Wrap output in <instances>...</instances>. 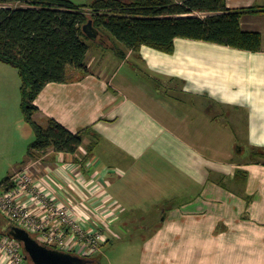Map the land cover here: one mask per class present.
Listing matches in <instances>:
<instances>
[{"label": "crops", "instance_id": "1", "mask_svg": "<svg viewBox=\"0 0 264 264\" xmlns=\"http://www.w3.org/2000/svg\"><path fill=\"white\" fill-rule=\"evenodd\" d=\"M33 1L24 0V3L31 5ZM70 1L84 5L93 0ZM226 2L231 9L245 11L242 17L245 30L262 34L260 51L178 37L174 53L142 45L139 51L126 50V55L120 57L112 45L125 47L99 31L96 39L87 41L90 46L86 56L88 73L68 67V81L48 83L34 101L38 111L33 119L43 126L49 118H54L72 132L92 127L101 136L96 148L103 140L135 146L130 172L111 165L98 166L101 160L95 150L84 163L88 164L86 171L75 156L49 148L46 152L54 151L56 163L54 166L44 164L40 170L45 172L51 168L52 173L43 176L44 172L38 171L36 177H43L41 181L47 187L63 194L64 202L81 201L80 197L85 198L82 192L90 197L92 185L101 182V173L109 181L106 191L110 197L106 199L112 197L114 200L108 202L116 203L121 214L125 211L124 196H129L127 188L134 185V192L142 189L146 202H151L137 204L136 197H132L139 208L156 207L161 201L171 200L175 203L170 208L187 206L191 209H172L176 213L161 220L146 240L140 264H264V163H238L226 173L227 165L221 162V166L218 165L222 168L221 176L229 174L233 182L225 185L210 180L208 157L194 153L193 149V144L207 147L203 128L209 123L202 111L210 104L248 114L245 118L248 142L264 146V0ZM128 63L133 65L134 71L154 78L157 84L183 80L178 92L184 94L180 101L187 107L186 114L189 109L191 118L173 113L151 87L128 76ZM0 64L12 67L10 70L15 68L1 60ZM16 74L21 82L18 70ZM171 100L176 102L172 96ZM199 110L201 119L197 115ZM146 123L156 126L149 135H146L149 128L145 129ZM218 123L216 120L215 124ZM198 129L203 133L193 135ZM87 140L84 139L79 150L82 157V151L87 152L85 145L90 143ZM25 150L16 158L18 164L12 166L13 171L46 155L33 149ZM65 157L68 162H64ZM92 161L97 163L93 165ZM160 162L167 164L162 171L168 176L164 189L147 176V169L155 170L161 166ZM239 169L241 172L236 177L234 170ZM78 171L85 176L87 185L76 179ZM152 184L155 186L150 187ZM214 193L219 200L209 203L208 197Z\"/></svg>", "mask_w": 264, "mask_h": 264}, {"label": "trees", "instance_id": "2", "mask_svg": "<svg viewBox=\"0 0 264 264\" xmlns=\"http://www.w3.org/2000/svg\"><path fill=\"white\" fill-rule=\"evenodd\" d=\"M30 4L0 0V60L18 70L24 119L35 132L30 149L46 152L54 148L75 156L80 164L93 154L100 134L92 127L72 132L54 118L43 126L33 115L38 111L34 101L48 83L68 81V67L88 73L90 46L83 30L88 21L125 47L112 45L120 57L126 50L139 51L142 45L174 53L178 37L248 51L262 49V34L245 30V11L229 8L226 0H93L84 5L70 0H34ZM87 134L92 141L86 146L87 156L80 159L79 150ZM256 149L255 154L264 157V147ZM10 178L8 175L0 187H11Z\"/></svg>", "mask_w": 264, "mask_h": 264}, {"label": "rangeland", "instance_id": "3", "mask_svg": "<svg viewBox=\"0 0 264 264\" xmlns=\"http://www.w3.org/2000/svg\"><path fill=\"white\" fill-rule=\"evenodd\" d=\"M8 4L18 6L22 3L10 2ZM108 36L110 35L108 34ZM110 37L114 39L113 36ZM86 40L92 42L91 38L89 37L86 38ZM106 41L107 43H110L108 39ZM126 67L128 69V72H126L128 76H130L135 81L146 84L148 88L151 87L152 90H154V92L160 96L162 102H164V104L168 106L167 108L173 110V113L176 112L181 115L186 114L185 109H187V107L183 104L182 101H180L184 99V94L178 92L182 87L183 80L178 79V81H165L159 82L157 84L154 78L149 77L147 74H144V72L134 71L133 69L135 68L132 64L130 66V64L128 63ZM10 69H12V67H10ZM10 69L7 67V65L0 64V183L8 175H11V172L13 171L11 168L14 164H18L16 158L20 155V152L24 149H26V152L28 149L29 152L30 144L35 139V132L32 126L24 119L21 106V93H19V86L21 82H19L18 75L16 74L17 69ZM171 96L173 99H175L176 104L172 100L169 101V97ZM165 99L168 101H165ZM200 111L201 110L197 111L199 119H201V113H199ZM186 112V118L189 120V118H191V113L189 109ZM202 112V114L205 115L203 116L204 119H206L209 123V126L207 128H203V131L205 133L204 139L208 143L206 145L207 147L202 148V145L193 144V149L194 153L200 152L208 157V171L210 172L209 175L211 181H215L217 183L223 182V184L225 185L230 183L233 184V182H231V180L229 179V174H225L224 177L221 176L222 168H218V165L221 166V162H224L225 165H227L225 166L226 173L230 171L229 169H231V167L238 163L243 164L255 161L257 163H264V157L255 154L257 150L256 147L264 146H253L248 142L249 139L247 137L248 133L246 129L248 122L247 119H245L248 117V114L235 112L230 108H222L213 104L204 106ZM216 120L219 121L218 125L215 124ZM153 128H156V126L152 123H146V135L153 133ZM197 131L198 132L194 133L193 135H201L203 133L202 129H198ZM85 138L88 139L87 141H92V137L89 134L85 135L84 139ZM133 147L135 146H131V144H117L114 142L112 143L103 140V144L101 143L95 149V154L98 155L101 160V163H99L98 166L102 167L103 165H111L124 169L126 170V172L127 170L130 172L129 166L133 162L131 160ZM54 151H50L49 154L47 152H44L43 154L46 155L41 159H38L39 161H31L30 163L27 162L28 164L26 165L31 166V169L33 170L35 176H37L36 174L38 173V171L40 173L44 172V170L43 172L40 170V167L42 165L47 163H50L53 166L55 165L57 159L54 160L53 158L56 155L54 154ZM82 153L83 156H87V152H84V150L82 151ZM79 156L82 157V154L80 153ZM70 158L73 159L72 156ZM64 159L65 162L67 159L66 157ZM86 161L87 160L84 159L81 164H84ZM164 162L166 163V161ZM96 163L97 161H95L94 164L92 161L91 164L95 165ZM165 163L163 165L160 162L161 166L155 169L158 173H155L154 169L150 171V169L146 168L147 170H149L147 176L150 175L148 176V179H151L152 181L154 180L155 182H153V184L163 189L165 188V185L167 184L166 181L168 180V176H165V172H162L163 169L167 168V164ZM81 168H83V170H86V168H88V164L87 166L86 164L85 166L81 165ZM86 171L84 172L85 175ZM234 171L237 172L236 170ZM47 173L48 175H51V168L45 170L43 176ZM99 176L102 177L101 183H103V186L105 185V192L103 191L102 193H99V196L95 198H93V196L90 194V202H84V204L87 209L95 205L100 211L105 213L103 205L104 199L107 200L106 197H110L109 191H106L109 181H107L108 179L104 174L99 173ZM143 184L144 182L142 181V183L140 184L141 188L144 187ZM153 184L150 185V187L155 186ZM135 187L136 186L134 185L127 188L128 191L126 192V194H128L129 196L126 197L125 195V201H122L125 211L121 214L116 207L115 212H113V219H110L109 223H107L106 226L103 225L104 229H99V226H97L98 223H95V221L91 223V227L88 226L89 229L93 228V230L97 231V233L101 230L103 238H105L98 239L95 249L94 247H92V245L85 246V242L80 241V245L82 246V249L84 251H91L88 255L83 256L92 259V264H97V262L99 261L101 262V264H140L146 240L151 235V233L154 232V230L159 226L158 224L161 222V220L165 216H169V214L176 213L173 212V210H191L187 206H184L181 209L170 208V206L175 203L171 200H164V202L161 201V203L156 207L139 208L137 207L139 206L137 204H150L151 202H146V193L142 192V189H140L141 192H134ZM237 189L238 188H236V190ZM1 191L2 187H0V192ZM87 194L88 193L85 192L81 193V195L83 196H86ZM139 194L141 195V197H138ZM192 194L199 195L196 192H193ZM134 196L136 197V199H134L135 201H137V204L132 200V197ZM113 197L117 198L114 195ZM218 198L219 197H217L215 193L213 196L210 195V197H208L209 203H211L212 201L218 202ZM80 200L82 201L81 197ZM109 200L112 201L114 199L111 197L109 198ZM179 202L180 201L177 200V203ZM115 204L116 203H114V205ZM170 210L172 211L169 212ZM96 217H98V215L96 216L95 214L93 218L96 219ZM5 223H7L5 219L0 220V230H3V224ZM36 238L40 239V236L38 235L36 236ZM25 264L34 263L29 257H27Z\"/></svg>", "mask_w": 264, "mask_h": 264}, {"label": "built area", "instance_id": "4", "mask_svg": "<svg viewBox=\"0 0 264 264\" xmlns=\"http://www.w3.org/2000/svg\"><path fill=\"white\" fill-rule=\"evenodd\" d=\"M41 178L34 175L29 165L14 170L10 178L12 186L0 192V214L7 223L26 228L35 238L39 235L38 240L45 245L76 255H88L91 251H84L80 241L95 249L98 239H105L101 230L97 233L88 226L95 221L99 229H104L103 225L114 217L116 204L104 199L103 213L95 205L94 210L86 208L84 202L88 203L91 196H83V202H64L65 196L51 190ZM78 178L82 184H88L82 173L76 175ZM101 182L92 185L93 198L105 192ZM95 214L98 215L96 219L93 218ZM26 259L22 243L8 230H0V264H25Z\"/></svg>", "mask_w": 264, "mask_h": 264}, {"label": "water", "instance_id": "5", "mask_svg": "<svg viewBox=\"0 0 264 264\" xmlns=\"http://www.w3.org/2000/svg\"><path fill=\"white\" fill-rule=\"evenodd\" d=\"M83 30L91 39L97 38L99 33L91 20L84 24ZM3 229L8 230L14 238L22 243L25 254L34 264H89L93 262L90 258L45 245L26 228L18 225L6 223Z\"/></svg>", "mask_w": 264, "mask_h": 264}]
</instances>
